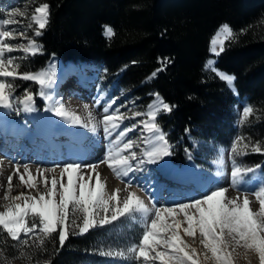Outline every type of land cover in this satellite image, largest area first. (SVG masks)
Masks as SVG:
<instances>
[{"label":"trees","instance_id":"trees-1","mask_svg":"<svg viewBox=\"0 0 264 264\" xmlns=\"http://www.w3.org/2000/svg\"><path fill=\"white\" fill-rule=\"evenodd\" d=\"M19 1L33 9L49 5L37 40L41 50L20 73H38L57 58L107 72L147 106L158 94L171 108L157 115V123L170 144L172 164L200 166L204 157H213V148L232 147L239 132L264 142V0ZM222 25L234 35L216 66L235 78L237 94L206 69L211 40ZM20 83L14 81L13 89ZM242 101L252 111L239 131L236 106ZM259 157L253 162L264 175V156ZM106 238L107 229L95 228L83 236L70 233L61 247L56 232L25 249L0 230V253L26 254L47 264H86L99 258L93 253Z\"/></svg>","mask_w":264,"mask_h":264},{"label":"snow or ice","instance_id":"snow-or-ice-1","mask_svg":"<svg viewBox=\"0 0 264 264\" xmlns=\"http://www.w3.org/2000/svg\"><path fill=\"white\" fill-rule=\"evenodd\" d=\"M49 5L43 4L35 9V14L32 19L38 24V29L35 35H41L40 29H43L47 23V9ZM10 15H21L22 12H12ZM12 19L0 20V26L16 23ZM220 31L231 34L228 25H222ZM107 34H114L112 29L106 26ZM23 35V33H20ZM11 31H0V37H10ZM219 40V31L217 36L211 41L212 52L217 53L216 45ZM14 48H22L25 52L31 51L32 55L37 54L41 50L40 46L34 42H29V47L24 48L23 45H4L0 42V77H12L14 70H9L7 65L12 64V58L7 61L3 59L5 49L12 52ZM223 51V47H220ZM155 75V73L153 74ZM25 80L34 81L39 84L38 95L46 102H52L53 97L48 89H51L56 83V73L54 70H43L35 74L25 73L22 75ZM229 84L232 82V77L224 76ZM10 85L5 82H0V107H12L10 95L5 94V89ZM24 111H34V96L27 94L23 101ZM114 100L107 104L104 108L105 116L103 118V131L105 137L109 140V147L106 150V156L97 164L84 165L82 162L69 161L64 165H55L51 169H37L41 175L45 172H54L55 167H61L60 179L52 176L50 181L47 176L43 179V190H40L37 184L33 183L35 177L28 172V165H24L25 172L28 173V178L25 180L23 174L20 175V180L28 185L29 188L37 189V195H26L21 193L12 199L19 201L24 197L25 203L22 206L17 203L14 206H9L6 211H0V228L8 233L13 240H20L21 244L28 243V234L38 235L36 229L46 234H51L59 228V242L61 247L64 244L67 235V224L69 218V208L72 206L75 212L83 214V223L79 227V234L86 233L90 228L103 226L104 224L115 221L118 217L125 213H139L144 218V231L140 242L133 245L129 251L137 254V258H143L144 264H198L195 258V249H188V245L180 235L182 223L186 224L183 232L189 237H195L197 232L201 237V243L208 249L215 258L217 264H232L228 258V253L225 252L226 238L234 241L237 245L254 249L259 254L260 264H264V184L260 185L255 190L248 188H240L239 184L243 180L242 168L238 166L233 159V170L231 171V187L236 188L239 195L236 197H227V188L217 186L210 191L204 192L200 196L192 197L191 199L173 202L160 206L153 205V208L146 207L135 194H131L122 202L115 196H107L104 192V185L100 182L97 174L95 186L91 185L92 176L85 175L84 169L90 168L95 172L99 163H106L117 176H128L133 171H143L141 165L148 163H158L160 160L171 155L170 144L166 139V135L157 123V114L160 110L171 111L168 103L156 95V102L148 106L147 113L135 112L133 117L145 115L146 119L137 121L141 126L142 131L149 134L145 143L151 145L150 148L141 149L138 154L132 151L134 147L139 148L136 140L133 138L125 139L129 132L134 131V125H128L121 128V124L125 119H129L126 113H121L119 108L111 110V105ZM19 110V109H17ZM45 111L52 112L55 116L67 120L69 124H79L80 117L69 114L62 103H53L52 106L45 108ZM252 111L250 107L243 109V117H248ZM91 131H96V125L91 126ZM113 137H115L113 139ZM243 138L238 137L232 148L231 153L235 155L246 154L243 150L237 151L236 145ZM249 145L245 143L243 149H247ZM253 152H262L259 144L251 149ZM127 152V154H124ZM135 161V164L132 163ZM259 167V166H257ZM20 165H16L17 172ZM255 171L253 168L243 169V172ZM66 176V182L64 177ZM11 180V177L9 178ZM131 185L132 180L126 182ZM9 188L11 184L9 183ZM151 195V193H149ZM240 195H243L242 201ZM249 195L255 196L259 203V210L253 211L250 207L251 201ZM58 197V199H57ZM115 199L117 203L111 206V216L105 215L99 221L96 216L99 212L107 214L110 211L109 201ZM154 199V197H153ZM122 203V207L120 204ZM183 214V222L176 219L177 214ZM31 216L33 222L29 226L26 218ZM38 218L39 223H36ZM75 224V220H73ZM21 233L24 234V239H21ZM161 249V250H157ZM102 255H120L124 252L119 251L113 253L109 250L107 253L102 252Z\"/></svg>","mask_w":264,"mask_h":264},{"label":"rangeland","instance_id":"rangeland-1","mask_svg":"<svg viewBox=\"0 0 264 264\" xmlns=\"http://www.w3.org/2000/svg\"><path fill=\"white\" fill-rule=\"evenodd\" d=\"M35 9H33V7L28 4L21 3L19 0H0V20L12 19L13 21H17L16 23L0 26V31L8 30L12 32V35L10 37H0V42H2L4 45H14V46L23 45L24 48L29 47L30 41H34L37 43V40L42 36V33L39 36L35 35V31L38 29V24H36L35 21L32 19L33 15L35 14ZM17 11L24 13V15L23 16L10 15V13L17 12ZM47 20H48V9H47ZM262 26L264 28V23ZM45 27L43 29H40V31L42 32V30H44ZM229 28L231 32L230 35L228 33H224L223 31H220L221 29L220 27L216 31L215 35L213 36L212 40L217 36V33L219 31V40L216 45V50L218 54H215L212 52V44H211L210 56L206 64V69L210 72L216 73L218 77L223 82H225L235 94H237L236 87H235V78L231 75L221 72L220 70L217 69V66H216L217 58L223 53L226 43L233 38V35H234L233 30L231 29L230 26ZM20 33H23V35H21ZM105 36L107 38L112 37V34L110 35L106 33V28H105ZM221 46L223 47V51H220ZM38 53L39 52H37V54ZM37 54L32 55L31 51L25 52L24 49L22 48H14L12 52H8L7 49H5L3 59L7 61L9 58H12V64L11 65L6 64V67L9 70H14V73L12 77H6V78L0 77V82H5L6 84L10 85V87H7L5 89V94L10 95V100L12 104V107L10 108L1 107V111H0L1 120L4 122L10 123V124L18 125L20 129L25 132V135L27 136V138L24 139L25 145H27L28 143L32 141L31 139L29 140L28 138L31 135L29 132L33 130V127L30 126V124L28 123V119L26 118V115L24 114L25 111L23 110V104L20 102L21 100H18L16 98L17 94L23 93L25 95L24 99L26 98V93L33 94L34 103L38 101L40 104L44 106V111L42 112V114L46 112L45 108L49 107L50 105L49 102H46L43 98H41L38 95L39 88H40L39 84H37L34 81L23 79L22 78L23 74L20 73L22 64L28 62L30 59H32ZM54 60L55 59L51 60L44 70H47V68L52 65L53 68L55 67V71H57L58 74L60 73L62 75L65 72V68H67L68 66H63L59 61H54ZM60 65L62 66V68H60ZM81 66H83L84 68L82 67L81 69H78L77 67L75 68L81 71L82 73L81 77L84 81V84L90 85L91 90L85 91L82 89H79V90L77 89L79 85L75 81L79 80L80 77L78 78L75 76L76 72H75V75H72L67 79V83H66L67 85L65 86L74 88L75 89L74 91L77 94L78 93L82 94V96L86 95V98L89 100L88 101L89 103L88 102L86 103L88 105L91 103L90 108H92L93 105H96L97 112H100V113L104 110L107 104H109L111 101L114 100V103H112L111 105L110 111L116 108H119L121 113H126L129 116V119H125L123 121V123L121 124V128H124L125 126H128V125L135 126L134 131L129 132L128 136L125 137V139H128V138L135 139L137 144L140 145L139 148L134 147L132 151H135L139 154L141 149L146 148V147L150 148L151 145H147L145 143L142 130L140 129L141 126L137 124V121H142L146 119V116L141 115L138 117H133L132 115L135 112L147 113L149 105L148 106L145 105L142 99L134 97L130 90L120 88L115 82L114 77L108 74L107 72L103 70H98L88 65H81ZM26 69L27 68H23V70H26ZM32 74H35V73H32ZM60 74L59 76H61ZM83 74L85 77H83ZM224 76H230L233 78L231 84H229V82L223 78ZM17 80H19L21 83L17 85L18 88L17 90H15L13 89V82ZM77 82L79 83V81ZM56 86H57V81L52 88ZM60 92L62 94L63 91H60ZM66 96L67 95H64L63 97H66ZM154 102H156V99L153 101V103ZM246 106L249 107V105L245 103L244 101H242L236 106V111L239 117L236 123V128L239 131L242 129V126L244 125V123L248 122L251 116V112H250L248 117H243V114H242L243 109ZM65 110L67 114L70 113L68 109H65ZM162 111L164 110H160L159 112L161 113ZM102 113H105V112L103 111ZM89 114H90V111L87 112L86 115H88L89 117L90 116ZM78 116L83 118L81 115H78ZM93 120L94 118L90 119V121H93ZM63 121L65 120L58 122V124H60L59 130H62L63 126L65 125H67L68 127V123L65 124L63 123ZM93 123H95V121ZM71 126L73 125L69 124V127ZM75 128L77 127H73V131ZM103 133H101L102 136L105 135ZM62 134L65 135L64 132ZM237 135L238 137H240V132ZM78 138H79L78 136H75L73 134L72 138L64 137L61 139V143L59 142V145H62L63 147V151H62L63 153L61 157L63 158L73 157L77 159L84 155L82 150L83 148H85V146H83L81 139L79 140ZM114 138L115 137H113V139ZM42 139H46V138L44 136H41V140ZM53 143L54 142H51L52 145L55 144ZM56 143L58 142L56 141ZM245 143L249 145L247 149H243V145ZM100 144L106 147H109V140L106 138V142H105L102 137ZM257 144L259 143H257L253 138L243 137V140H241L240 143L236 145V147H237L238 152L243 150L244 152H246V154L235 155V156L230 151L232 147L213 148L211 150L213 157L208 158V159L204 157L203 161H206V162L202 163L200 166H197L193 163H190L186 166H177V165L172 164L170 162V156H167L164 159L160 160L158 163H154V164L145 163L141 165V167L144 169L143 171H133V172H130L128 176H123V177L117 176V174L112 171V175H114L115 177L114 180H116L115 185L117 188L114 191H110L109 196H112L113 193L117 195L116 190H119L118 198L122 202L123 200L128 198L131 194H135V196L139 200H141L145 204L146 207L153 208L154 204L155 206L172 204L173 202H177V201L179 202V201L191 199L192 197L200 196L199 195L200 193L203 194V190H201L200 192L193 191L188 188L187 190H182L180 189L179 186L173 187L167 184L166 182H164V180H162L163 172L161 169L164 165H167L170 169L176 172L194 169L196 173H198V177L200 178L199 181L202 186L209 185L210 183L213 182V179L218 178V180H216V182L217 181L218 182L215 186H213V188L217 186H222L227 189L228 188L231 189V191L234 193H238L236 188H233L230 186L231 185V175L230 174H231V171L233 170V159H235L236 164L238 166H241L242 168L243 180L240 182L239 186L243 184L246 185L247 183H248L247 185L252 186L256 182L262 185L264 184V175L262 173L261 166L254 164L253 161H255V156H260L263 158L264 142H262V144H259L262 149V152H253L251 150L252 147ZM22 147L25 149L24 144L22 145ZM124 154H127V152H125ZM17 156L13 157L9 155V157H7V160L9 161L16 160ZM103 156L105 157L106 153H104ZM132 163L135 164V161H132ZM248 168H253L255 169V171L243 172V169H248ZM66 179L67 178L65 176L64 177L65 182H66ZM129 179L132 180L131 185H128L126 183ZM127 191H129V193L127 197H125L124 193H126ZM149 193H151V195H149ZM116 203L117 201L115 199L110 200L109 201L110 211L107 214H105L102 211L99 212V214L96 216L97 221H99L105 215H108L110 217L111 216V206L115 205ZM256 203L254 204L253 211L259 210V203L257 201ZM120 207H122V203L120 204ZM176 219L181 220L183 222V219H184L183 214L178 213L176 216ZM73 220H75V224H73ZM26 222L30 226L31 223L33 222V218L31 216L27 217ZM36 223L37 224L39 223L38 218H36ZM82 223H83V214L80 212H75L72 206L70 205L69 218H68V221L66 222L67 224L66 239L68 238L70 233H75L77 236H82L86 234L87 232H89L91 229H95V228L107 229V238L105 240V244H103L101 247L96 248L93 253V255H97V257L99 258L90 260L86 264H144L142 257L138 259L137 254L129 251V249L133 245H136L140 242V239L144 231V218L139 213H125L123 216L118 217V219L115 221H111L110 223L104 224L103 226L98 225L96 227H92L86 233L79 234L78 226H82ZM184 227H186V224L182 223L180 235L182 239L184 240L185 244L188 245L187 250L190 251L191 249H195V258L197 259L198 264H209L208 262L205 261L206 259L205 260L201 259V256L198 254V250H196L197 249L196 245L201 243V237L199 235V232H197L195 237H189L183 232ZM0 230L7 233L2 228H0ZM59 231L60 229L58 228L57 231L52 232L51 234H46V233L41 232L39 228H37L36 232H38L39 234L33 235V233H29L27 244H21L20 240H13L10 236L9 237L19 246L24 247L26 249L32 245H37V244L39 245V243H41L43 239L53 236L56 232H59ZM21 239H24L23 233H21ZM109 250H111L113 253L123 251L124 255L120 256V255H102L101 254L102 252L107 253ZM157 250H161V249H157ZM17 252H18L17 250H13V252L11 253H17ZM225 252L229 254L228 258L232 261V264H260L259 254L254 249H249L243 246L242 243L237 245L234 241H231L229 238H226ZM213 262L217 264L214 257H213ZM0 264H47V262L45 261L44 262H34L32 258H30L26 254H21V256L17 258H11L9 256L2 255L0 253ZM155 264H159V262L156 261Z\"/></svg>","mask_w":264,"mask_h":264},{"label":"bare ground","instance_id":"bare-ground-1","mask_svg":"<svg viewBox=\"0 0 264 264\" xmlns=\"http://www.w3.org/2000/svg\"><path fill=\"white\" fill-rule=\"evenodd\" d=\"M54 59V61H59L57 58ZM63 66L68 67L65 68V72L62 75L59 73L61 76H59L58 72L55 71V67L53 68L52 65L47 68V70L49 71H55L57 81V86L48 90L53 97V101L49 102V107L52 106L53 103H62L64 108L68 109L70 112V117L68 116L69 119L71 118V115H81L83 118H85L83 119L80 117L79 124L74 123L71 124L73 126L69 127V123L65 119H61L60 117L55 116L52 112L49 111H46L43 114L42 111L37 115L36 120L33 122L30 121L26 116V118L28 119V123L33 127V130L31 132L28 131L31 134L30 137L28 136V139H31L32 141L25 145L24 139L27 138L25 132L22 131L18 125L4 122L0 117V211H6L9 206H14L17 203L23 206L25 203L24 197H22L19 201L12 199L17 195H20L21 193H24L25 196L29 194L33 196L37 195V189L29 188L27 184L20 180L21 174L24 175L25 180H27L28 178V173L25 172L24 165H28V172H30L33 177H35L34 181L32 182L37 184L40 190H43L44 176H47L49 178V181L52 176H55L59 180L62 169L61 167H55L54 172L49 171L41 175L37 172L38 168L51 169L55 165H64L69 161L82 162V164L84 165L97 164L98 161H101L105 158L103 155L104 153H106L108 147L100 144L102 137L106 142L105 135L102 136L101 134L104 132L102 122L105 113H102L103 111L101 113L97 112L96 105H93L92 108H90L91 103L89 105L86 103L89 101L86 98V95L82 96V94H77L75 93L74 88L65 86L67 85V79L70 76L75 75L76 72L75 76L78 78L80 77L79 80H77L79 81V83L75 81L79 85V87L77 86V89H82L85 91L91 90L90 85L84 84V81L81 77V71L75 68L77 67L78 69H81V66L76 64H68ZM60 68H62L61 65ZM83 77H85L84 74ZM59 90L63 91L62 94ZM64 95L67 96L63 97ZM89 111L90 116L88 117V115L86 114ZM91 118H94V120L90 121ZM62 120H65L63 121V123H68V127L64 124L66 127L63 126L62 130H59L60 124H58V122ZM94 121L96 124L93 123ZM93 124L96 125V131L90 130ZM73 127L77 128H75L73 131ZM63 132L65 133V135L62 134ZM73 134L75 136H78V139H81L83 146H85V148H83L82 150L84 155L77 159L73 157L63 158L61 157L63 153V147L62 145H59V142L61 143V139L64 137L72 138ZM142 134L144 136V140L146 141L149 134L145 131H142ZM41 136H44L46 139L41 140ZM55 140L58 143H56ZM51 142H54L55 144L53 143L54 145H52ZM23 144L25 146V149L22 147ZM19 146L23 148L21 152H19L18 150ZM9 155L13 157L17 155L18 156L16 160L9 161L7 160V157H9ZM17 164L20 165L18 172L16 170ZM161 169L163 172L162 180L173 187L179 186L182 190H187V188L198 192L203 190L204 193L210 191L218 182H216L218 178H215L209 185L202 186L199 181L200 178L198 177V173H196L194 169L176 172L170 169L167 165H164ZM84 172L86 178L89 174L92 176L90 182L92 186H95L96 176L97 174L99 175L100 182L104 185V192L107 196H109L110 191H114L117 188L115 185L116 180H114L115 177L114 175H112V170L107 167L106 163H99L96 167L95 172H92L90 168H85ZM10 177L11 180H9ZM9 183L11 184V188H9ZM247 184L240 185L239 187L248 188L251 191L257 189L260 186V183L258 182H256L252 186H249ZM128 193L129 191L124 193V196L127 197ZM199 195H202V193H200ZM237 195H239V193H234L231 191V189L228 188V191L226 192L227 197H236ZM112 196H115V194L113 193ZM242 199L243 195H240V200L242 201ZM249 200L251 201L250 207L252 210H254V204L256 203L255 196L249 195ZM196 247V250H198V254L201 256L202 260L206 259L205 261L209 264H215L213 262L212 254L208 249L204 247L202 243H199L198 245H196Z\"/></svg>","mask_w":264,"mask_h":264}]
</instances>
